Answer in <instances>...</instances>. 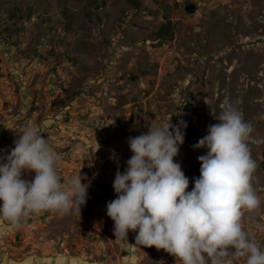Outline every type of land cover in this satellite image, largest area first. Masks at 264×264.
Here are the masks:
<instances>
[{"label":"rangeland","instance_id":"obj_1","mask_svg":"<svg viewBox=\"0 0 264 264\" xmlns=\"http://www.w3.org/2000/svg\"><path fill=\"white\" fill-rule=\"evenodd\" d=\"M229 102L254 128L261 206L243 227L264 249V0H0V155L33 125L61 154L62 182L80 172L90 184L80 214L46 211L20 228L0 219V264H176L135 245V232L115 240V175L132 156L129 137L183 120L174 160L191 191L208 152L194 146Z\"/></svg>","mask_w":264,"mask_h":264},{"label":"clouds","instance_id":"obj_2","mask_svg":"<svg viewBox=\"0 0 264 264\" xmlns=\"http://www.w3.org/2000/svg\"><path fill=\"white\" fill-rule=\"evenodd\" d=\"M214 118L219 122L194 146L208 152L198 157L200 176L191 191L174 160L185 121L150 123L147 133L128 138L132 156L125 172H116V198L107 203L117 242H128L132 231L135 245L163 250L176 264H235L239 258L264 264V249L243 227L245 211L261 206L253 187L258 164L248 143L253 125L230 102ZM20 133L10 154L0 155V219L20 228L24 218L46 211L80 214L90 186L81 182L86 174L63 183L61 154L37 127L26 125ZM25 172L34 178H23Z\"/></svg>","mask_w":264,"mask_h":264},{"label":"trees","instance_id":"obj_3","mask_svg":"<svg viewBox=\"0 0 264 264\" xmlns=\"http://www.w3.org/2000/svg\"><path fill=\"white\" fill-rule=\"evenodd\" d=\"M167 31L169 32V28L166 26V24L162 25L159 28L158 37H163L167 33Z\"/></svg>","mask_w":264,"mask_h":264},{"label":"water","instance_id":"obj_4","mask_svg":"<svg viewBox=\"0 0 264 264\" xmlns=\"http://www.w3.org/2000/svg\"><path fill=\"white\" fill-rule=\"evenodd\" d=\"M185 9L186 10H194L195 6L193 4H188V5H186Z\"/></svg>","mask_w":264,"mask_h":264}]
</instances>
